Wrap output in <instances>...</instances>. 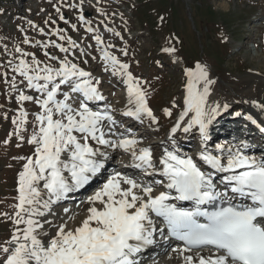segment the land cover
<instances>
[{
	"label": "snow or ice",
	"instance_id": "snow-or-ice-1",
	"mask_svg": "<svg viewBox=\"0 0 264 264\" xmlns=\"http://www.w3.org/2000/svg\"><path fill=\"white\" fill-rule=\"evenodd\" d=\"M84 3L63 0L54 8L73 32L79 31L78 24L70 23L62 8L78 10L77 22L85 32L94 34L103 71L118 77L126 89L120 114L142 124L147 120L150 126L159 125L150 106L147 81L108 51L115 45H105L98 29L91 27ZM96 11L106 15L101 8ZM29 23L40 35L57 39L32 42L25 35L21 43L39 48L45 59L17 44L11 59L0 64L6 69L0 72L7 85L3 94L9 104L16 105L0 112L13 126L3 144L9 145L15 137L17 147L32 146L31 155L13 158L23 164L16 182L14 212L2 214L13 229L0 242V264H141L140 255L157 237L181 243L172 248L180 264H264V154H250L246 140L209 147L211 125L230 107L212 99L217 80L209 66L196 62L183 69V107L167 134L168 146L157 156L116 119L110 104L100 110L91 106L107 99L102 80L81 66L89 63L85 59L88 53L67 29L55 27L46 32ZM44 23L55 25L56 20L49 17ZM105 29L121 36L107 25ZM120 51L128 55L126 46ZM162 51L173 56L178 49L169 46ZM250 103L264 114V102ZM29 106L34 110L30 112ZM177 107L173 100L171 107L163 108V116L171 118ZM9 112L14 114L10 117ZM235 116L264 133V119L258 122L239 111ZM193 130L199 134L200 145L195 155H189L182 152L176 136ZM115 151L128 157L125 167L153 179L114 171L81 201L87 205L83 214L74 213L58 224L48 219L54 215L53 206L88 185ZM157 176L163 179H155ZM183 202L192 206L183 207Z\"/></svg>",
	"mask_w": 264,
	"mask_h": 264
},
{
	"label": "rangeland",
	"instance_id": "rangeland-1",
	"mask_svg": "<svg viewBox=\"0 0 264 264\" xmlns=\"http://www.w3.org/2000/svg\"><path fill=\"white\" fill-rule=\"evenodd\" d=\"M68 2L79 3V0ZM61 3L63 0H0V64H6L7 60L11 59L14 45L17 44L26 51L35 52L41 60L45 59L39 48H31L21 43L24 36L27 35L32 42L57 38L40 35L38 30L31 27L29 21L39 28H44L46 32L55 27L67 29V34L77 40L88 53L85 59H88L89 63L81 66L101 78L102 91L107 92L104 95L108 96L106 103L116 110L124 109L126 95L121 97L116 94L123 93L125 86L118 77L103 71L102 62L99 60L101 52L97 50L94 34L85 32L84 26L77 22L78 10L62 8L66 19L70 23L78 24V32H73L68 24L59 20L54 5L59 6ZM97 7L103 9L106 15H99ZM84 14L92 21L91 27L98 29L105 45H115L108 51L129 63L135 76L147 81L145 86L150 92V106L160 123L150 126L149 121L144 122L147 128H150L151 134L149 139H143L146 145L151 144L155 138H167L183 107L186 80L183 69L194 67L196 62L209 66L212 77L217 80L212 99L221 104L227 102L230 105L228 115L235 117V112L239 111L251 114L258 122L264 119L258 109L250 103L262 98L259 95L260 90L264 88L261 86V82L264 83V0H100L99 4L97 0H85ZM49 17L56 20L55 25L44 23ZM100 21H103V24ZM105 25L119 32L121 36L106 31ZM89 45L92 47L89 48ZM125 46L128 52L126 57L120 51ZM169 46L178 49L173 56L162 51V48ZM49 51L63 55L56 49ZM92 56H96L97 60H92ZM5 70L0 68V72ZM6 87L3 77H0V105H4L0 112L16 107L14 102H7L3 94ZM173 100L178 107L173 109L171 118L164 117L163 108L171 107ZM33 110L34 108L29 106V111ZM13 114L9 112L10 117ZM249 123L251 124L250 121ZM156 128H159V131H156ZM253 128L259 130L255 125ZM12 130L11 121H5L0 116V242L10 237L13 229L12 222L2 215L12 214L16 203V182L23 161L13 158L32 153V146L27 143L17 147L15 137L9 145L3 144ZM176 139L177 142L186 139L185 143L190 142L193 145L200 143L196 130L189 134L177 133ZM216 144L220 142L214 139L209 146L214 149ZM155 147L152 148L155 152L158 149L159 153L164 146ZM86 207V204L75 200L69 211L71 214H83ZM59 218L64 220L67 217L64 218L63 214L48 217L56 224L62 222ZM174 259L175 264L180 263L177 256L172 255L167 264L172 263ZM156 264L161 263L159 261Z\"/></svg>",
	"mask_w": 264,
	"mask_h": 264
},
{
	"label": "bare ground",
	"instance_id": "bare-ground-1",
	"mask_svg": "<svg viewBox=\"0 0 264 264\" xmlns=\"http://www.w3.org/2000/svg\"><path fill=\"white\" fill-rule=\"evenodd\" d=\"M261 86H264V83H262L261 82ZM104 91H106V90H104ZM262 97V98H264V88L263 89H261L260 90V95H259V97ZM260 101V100H259ZM101 109V107L99 108V109H96V110H100ZM258 113H261V111L258 109ZM224 114H225V116H224ZM262 114V113H261ZM259 115V114H258ZM261 117H263L264 118V114H262V116ZM128 118V117H127ZM258 118V117H257ZM128 120H132V122L134 123L135 122V120H133V119H131V118H128ZM244 124V125H246L247 126V128H245L242 124ZM143 131L145 130V129H143V127H140ZM234 130H242V131H245L246 132V135L248 136V138L251 140H253L255 143H259V144H261L262 146H264V135L259 131V130H257V131H255L252 127H250V125H248L246 122H243V121H241V120H237V118H236V116L234 117V116H231V115H228V112H222V114L220 115V116H218L217 117V119H216V121H214L213 122V124L211 125V127H210V140H209V142H208V144H210L213 140H214V138L216 137V136H214L216 133H230V132H232V131H234ZM217 136H220V135H217ZM159 139H161V138H159ZM167 140V138L166 139H163L162 141H163V143H162V145H164V146H166V145H168V143H166V142H168V141H166ZM221 141H220V143L221 142H223L224 140H222V139H220ZM251 140V141H252ZM182 141H184V140H182ZM181 141V142H182ZM185 141L187 142V140L185 139ZM251 143H253V142H251ZM232 144H233V141H232ZM225 145H230V144H225ZM154 146V148H156L155 146H157L158 147V145H154V144H152V147ZM210 147V146H209ZM159 148V147H158ZM118 153V151H115V152H110V155H112V154H117ZM105 181H101V182H99L98 183V185L96 186V189H94V190H98L101 186H102V184L104 183ZM81 189H83V188H81ZM81 191V190H80ZM80 194H81V196H82V198H87V197H89L90 195H84L85 193L84 192H79ZM71 194V196L73 195V193H70ZM69 194V195H70ZM92 195V194H91ZM75 199V198H74ZM68 201H70V200H68ZM68 204V205H67ZM71 203H66V204H64L65 206H60L59 204H56V205H54L53 207H54V215H56V214H63L64 215V218H65V216L67 217V216H70V215H72L71 214V212L69 211L70 209H68V212L67 213H65V211H64V207H67V206H69ZM54 215H49L50 217H53ZM48 216V217H49ZM61 221V220H60ZM164 253H166V250H164L163 251V253L162 254H160L159 256L160 257H162L163 258V255H164ZM173 256H177V254H174ZM162 258H160V259H162ZM179 261V260H178ZM160 262H161V260H160ZM180 262V261H179ZM159 263V262H158ZM167 264V263H166ZM168 264H175V259L173 260V262L171 263H168ZM180 264V263H179Z\"/></svg>",
	"mask_w": 264,
	"mask_h": 264
},
{
	"label": "water",
	"instance_id": "water-1",
	"mask_svg": "<svg viewBox=\"0 0 264 264\" xmlns=\"http://www.w3.org/2000/svg\"><path fill=\"white\" fill-rule=\"evenodd\" d=\"M260 101H261V102H264V98H261Z\"/></svg>",
	"mask_w": 264,
	"mask_h": 264
}]
</instances>
